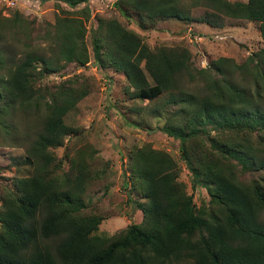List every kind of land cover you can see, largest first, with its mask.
<instances>
[{
	"label": "trees",
	"instance_id": "obj_1",
	"mask_svg": "<svg viewBox=\"0 0 264 264\" xmlns=\"http://www.w3.org/2000/svg\"><path fill=\"white\" fill-rule=\"evenodd\" d=\"M61 1L73 7L88 0ZM185 1L114 0L113 6L145 30L165 19L186 23ZM188 1L205 8L194 21L212 27L222 16L256 23L261 45L240 62L219 56L197 67L186 47L149 48L116 20L101 18L89 30V44L93 60L122 72L138 99L167 95L172 106L160 129L178 141L191 185L205 189L208 206L195 207L172 158L143 145L130 157L132 186L144 199L134 202L140 221L109 236L98 233L101 217L84 212V197L104 168L76 155L60 172L61 160L50 151L62 145V118L85 90L68 81L33 84L88 60L81 19L58 16L44 52L16 59L0 52L6 69L0 127L7 129L2 118L15 106L38 119L34 137H21L30 174L0 190V264H264V0ZM5 19L0 28L14 26ZM247 173L258 177L245 180Z\"/></svg>",
	"mask_w": 264,
	"mask_h": 264
},
{
	"label": "rangeland",
	"instance_id": "obj_2",
	"mask_svg": "<svg viewBox=\"0 0 264 264\" xmlns=\"http://www.w3.org/2000/svg\"><path fill=\"white\" fill-rule=\"evenodd\" d=\"M10 1L14 2L13 6L8 5ZM113 2L88 0L69 7L61 0H0V20H15L14 26L0 28V52L4 59H16L27 51L42 53L51 47L53 24L58 16L81 19L85 28L83 40L87 62L82 65L67 63L62 69L36 79L33 84L54 85L68 81L73 87L85 90V94L62 118L67 127L62 145L50 151L61 160L60 172L66 170L71 158L76 155H80L83 163L92 168H104L84 197V212L100 215L98 233L108 236L141 219L134 202L144 199L132 186L130 157L135 149L143 145L165 152L174 160L176 180L191 196L196 208L205 209L208 206V195L202 186L192 187V176L181 157L178 141L160 129L172 106L165 102L167 95L162 94L153 100L138 99L122 72L108 65L102 67L93 60L89 30L95 28L96 19L116 20L126 30L138 35L149 48L162 45L186 47L197 67L219 56L240 62L247 55L244 49L259 47L254 23H236L233 26V20L225 19L224 24L231 28V36L210 31L205 24L195 27L194 18L205 8L196 4L192 6L188 0L185 5L190 20L186 23L165 19L156 21L152 28L145 30L137 26L134 15L130 19L120 16ZM15 11L18 17L13 15ZM102 31L105 35L106 27ZM200 32L203 36L199 39L196 34ZM0 73H6V69H0ZM2 120L7 129L0 127V190L9 186L14 178L30 174L31 161L24 154L21 137L28 133L32 139L38 122L31 112L21 111L16 106ZM200 139L202 143H208L206 136L201 135ZM89 158L93 162H89ZM256 177V173H247L244 179Z\"/></svg>",
	"mask_w": 264,
	"mask_h": 264
},
{
	"label": "crops",
	"instance_id": "obj_3",
	"mask_svg": "<svg viewBox=\"0 0 264 264\" xmlns=\"http://www.w3.org/2000/svg\"><path fill=\"white\" fill-rule=\"evenodd\" d=\"M228 1H240V2H244L245 0H228ZM225 19H230V20H233L234 21V23H232L231 25H233L234 26V24H236V23H243L244 24V22H246V23H254V22H252V21H247V20H245V19H238V18H231V17H228V16H222V18H221V21L220 20H217L216 21V26L215 27H212V26H209V25H207V24H205L206 25V27L210 30V31H212V30H215L216 32H224L223 33V35H228V36H231L232 34L230 33V31H231V28L230 27H228V25H226V24H224V22H225ZM195 23V27H196V25L199 27V26H203V24L204 23H202V22H198V21H194ZM238 25V24H237ZM254 25H255V28H256V31H257V36H256V38L258 39V46H260L261 45V38H260V36H259V32H258V30H257V24L256 23H254ZM205 27V26H204ZM198 37L197 38H202V36H203V32H200L199 34H196ZM246 36V34L244 35V37ZM245 41H247V37H245ZM244 51H245V53L246 54H248L249 52H251L252 50L250 49V48H248V49H244Z\"/></svg>",
	"mask_w": 264,
	"mask_h": 264
},
{
	"label": "built area",
	"instance_id": "obj_4",
	"mask_svg": "<svg viewBox=\"0 0 264 264\" xmlns=\"http://www.w3.org/2000/svg\"><path fill=\"white\" fill-rule=\"evenodd\" d=\"M14 2L10 1L8 5L13 6Z\"/></svg>",
	"mask_w": 264,
	"mask_h": 264
},
{
	"label": "water",
	"instance_id": "obj_5",
	"mask_svg": "<svg viewBox=\"0 0 264 264\" xmlns=\"http://www.w3.org/2000/svg\"><path fill=\"white\" fill-rule=\"evenodd\" d=\"M41 2L47 1V0H40ZM148 131H152V130H148Z\"/></svg>",
	"mask_w": 264,
	"mask_h": 264
}]
</instances>
